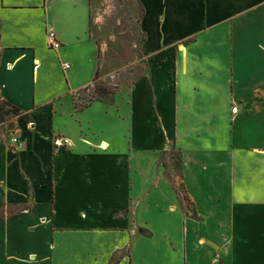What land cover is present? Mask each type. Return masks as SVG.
<instances>
[{
    "label": "crops",
    "instance_id": "crops-1",
    "mask_svg": "<svg viewBox=\"0 0 264 264\" xmlns=\"http://www.w3.org/2000/svg\"><path fill=\"white\" fill-rule=\"evenodd\" d=\"M136 6L141 11V55L147 60L163 57L156 78L165 86L171 68L174 78L166 91L160 92L156 81L152 86L154 93L165 97L171 91L173 95L174 145L181 153L182 183L195 212H184L169 183L175 201L172 209L178 206L181 212V264H264V0H136ZM90 16L91 0H0V100L28 114L34 127L17 124L20 148L6 146L0 136V264H27L18 260L22 252L37 244L41 247L37 231L29 233L25 225L35 223L36 217L10 216V206L38 200L29 192L31 188L34 194L40 192L41 182L46 199L52 197L55 203L54 180L60 170L58 156L52 153L54 129L41 141L36 118L46 110L52 125L58 101L81 88L73 85L69 70L81 63H96L91 80L99 71ZM49 31L60 43L57 51L49 47ZM63 63L70 65L67 71ZM185 88L213 96L212 104L196 100L193 110L198 114L193 123L204 118L207 124H215L211 134L221 140L232 138L237 153L223 151L221 159L206 164L194 159L193 152L182 151L183 135H194L199 126L193 125L191 135L184 130L186 111L191 109L179 102ZM42 145L47 151H41ZM218 175L227 176L221 178L224 195L219 197L213 183L210 192L202 193L200 181L205 178L201 177ZM243 186L255 196L242 195ZM236 190L241 192L237 199ZM91 234L94 242L101 235ZM10 236L17 240L11 241ZM129 245L124 246L127 254L119 264H133ZM88 251L91 259L99 261L95 252ZM55 254L50 252L46 264H54ZM103 263L108 260L101 259Z\"/></svg>",
    "mask_w": 264,
    "mask_h": 264
},
{
    "label": "rangeland",
    "instance_id": "rangeland-1",
    "mask_svg": "<svg viewBox=\"0 0 264 264\" xmlns=\"http://www.w3.org/2000/svg\"><path fill=\"white\" fill-rule=\"evenodd\" d=\"M140 12L136 0H91V33L99 50L98 76L91 80L96 63H81L69 70L73 85L81 88L58 101L52 125L46 110L36 118L41 141L53 126L52 153L58 156L60 172L54 180L55 203L52 197L46 199L41 182L40 192L34 194L32 188L29 192L38 200L24 204L27 209L18 213L36 217L35 223L26 221L25 225L29 233L37 231V243L42 247L37 244L26 254L21 251L20 261L46 264L54 252V264H100L101 259L119 264L126 257L124 246L129 242L133 264L182 263L181 212L178 206L172 209L175 201L171 187L184 212H195L184 200L188 197L182 183L181 153L174 145L173 95L171 91L165 97L154 93L152 86L156 81L160 92L166 91V86L172 88V62L165 86L156 78L163 57L147 60L139 51ZM202 93L181 89L179 102L191 107L186 111L184 130L191 135L193 125H199L194 135H183L182 151L193 152L194 159L208 164L211 159H221L223 151L237 153V144L232 138L221 140L211 134L215 124H207L204 118L193 123L198 114L193 109L198 104L214 103L213 96ZM197 99L202 103L196 104ZM19 122L23 121L10 115L0 125V136L8 147L12 137L22 142ZM25 125L34 128L32 122ZM101 142L107 143L106 150L99 147ZM41 151H47L45 145ZM258 166L256 163L255 168ZM201 178H205L200 181L202 193L210 192L213 183L219 197L224 195L221 178L226 179V175ZM242 189V195L255 196L249 187ZM238 194L241 192L236 190V199ZM211 207L209 200L207 209ZM93 232L101 233L95 242ZM13 239L16 237L10 236ZM90 249L99 261L87 255Z\"/></svg>",
    "mask_w": 264,
    "mask_h": 264
},
{
    "label": "trees",
    "instance_id": "trees-1",
    "mask_svg": "<svg viewBox=\"0 0 264 264\" xmlns=\"http://www.w3.org/2000/svg\"><path fill=\"white\" fill-rule=\"evenodd\" d=\"M97 76H98V72H96L93 81H95L97 79ZM96 90H99V88H97ZM100 91H102V90H100ZM101 93L98 95H101ZM10 115L21 119L26 124L32 122V121H30V117L28 114H26L25 112L21 111L19 108L11 105L8 102L0 100V125L5 122V117H8ZM184 200L188 201V199H186V198H184ZM10 209H11V211H10L9 215L15 216L20 211L27 209V206H24V205L10 206ZM0 213H1V211H0ZM140 232H141V230H140Z\"/></svg>",
    "mask_w": 264,
    "mask_h": 264
},
{
    "label": "built area",
    "instance_id": "built-area-1",
    "mask_svg": "<svg viewBox=\"0 0 264 264\" xmlns=\"http://www.w3.org/2000/svg\"><path fill=\"white\" fill-rule=\"evenodd\" d=\"M48 44L51 50L57 51L60 49V43L57 41L55 34L52 31L48 32ZM62 67L64 71H67L70 68V65L68 63H63ZM10 143L12 146H17L19 148L22 147V144L17 137H12Z\"/></svg>",
    "mask_w": 264,
    "mask_h": 264
},
{
    "label": "bare ground",
    "instance_id": "bare-ground-1",
    "mask_svg": "<svg viewBox=\"0 0 264 264\" xmlns=\"http://www.w3.org/2000/svg\"><path fill=\"white\" fill-rule=\"evenodd\" d=\"M99 147L103 150H106V148L108 147L107 143L106 142H101Z\"/></svg>",
    "mask_w": 264,
    "mask_h": 264
}]
</instances>
